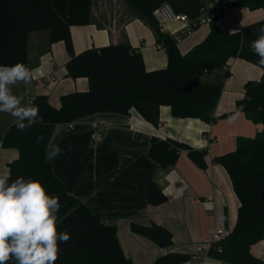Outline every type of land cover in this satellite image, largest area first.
Returning a JSON list of instances; mask_svg holds the SVG:
<instances>
[{
  "label": "trees",
  "instance_id": "trees-1",
  "mask_svg": "<svg viewBox=\"0 0 264 264\" xmlns=\"http://www.w3.org/2000/svg\"><path fill=\"white\" fill-rule=\"evenodd\" d=\"M128 2L140 19L156 29L158 44L169 56L167 69L144 72L141 54L128 42L76 53L72 29L90 23L92 0H0V65L11 66L18 62L26 65L29 34L51 29V42L64 41L66 44L70 56L67 76L85 77L89 84L86 91L62 95L58 108L51 105L47 95L35 96L33 104L39 107L42 120L24 132L13 124L3 139L5 148L19 151V158L9 165L11 179L39 180L49 195L59 197L57 230L68 232L70 239L59 244L56 264H133L122 249L116 227L103 223L88 206L71 195L55 175L47 154L58 125L99 112L128 114L136 110L158 126L161 105H170L177 117L198 115L212 119L224 80L207 84L199 76L226 68L225 78L230 77L229 63L234 58H243L259 66V57L251 50L250 43L257 39V30L264 27V18L243 26L240 32L231 33L219 27L220 15L211 23L207 37L182 55L175 38L162 32L154 10L168 2L177 13L194 19L206 0ZM233 5L264 9V0H234ZM259 67L263 71L262 79L245 84V95L237 101L236 110L242 107L248 119L263 125L262 132L236 150L213 158L228 170L240 201L234 230L214 242L208 253L222 264H264L251 253L252 246L264 239V67ZM183 151L199 168L208 167L207 150H198L171 138H153L149 156L165 171L177 164ZM148 200L151 205L158 206L166 203L168 196L152 182ZM131 230L161 248L174 243L173 233L162 225L132 223ZM192 258L189 253L170 252L154 264H184Z\"/></svg>",
  "mask_w": 264,
  "mask_h": 264
},
{
  "label": "crops",
  "instance_id": "crops-1",
  "mask_svg": "<svg viewBox=\"0 0 264 264\" xmlns=\"http://www.w3.org/2000/svg\"><path fill=\"white\" fill-rule=\"evenodd\" d=\"M210 1L230 4L234 0H206V4ZM230 17L235 21L227 19ZM263 18L262 8L251 10L247 6L233 5L217 23L221 29L236 33L243 26ZM158 20L162 32L173 37L182 28V24ZM206 25L205 31L202 26ZM195 30L182 35L178 42L182 55L207 37L211 24ZM51 33V29H43L29 34L26 66L32 70L33 77L28 85L12 86L13 94L23 96L25 105L29 90L34 98L47 95L51 105L58 108L62 95L88 89L87 78L67 76L70 56L66 44L64 41L51 42ZM72 35L76 53L128 42L141 54L144 72H156L169 66L168 53L158 44L156 29L138 17L128 0H92L90 23L74 27ZM252 65L255 64L243 58L230 61L232 76L238 68H243V73L237 85L229 86L230 78L226 80L212 119L198 115L177 117L170 105H161L158 126L136 110L128 114L99 112L58 125L49 147V152L60 150L59 155L49 159L55 175L67 191L88 206L103 223L116 227L122 249L133 264H154L170 252L192 254V260L184 264H222L207 255V249L217 239L218 229L224 230L223 237L234 230L240 201L228 170L213 158L236 150L244 141L254 140L263 130L262 124L253 122L245 114L232 123L227 119L234 114L237 101L244 97L245 84L260 81L253 74L256 71ZM215 70L204 73L199 79L207 84L222 81L217 77L209 79ZM262 76L263 71L261 79ZM13 124L10 114L0 112V173L10 171V163L19 158L17 149L3 146L4 135ZM156 137L171 138L192 148L207 150L208 167L199 168L183 151L177 164L164 171L149 156L152 139ZM152 182L168 196L166 203L158 206L149 203ZM132 223L166 227L174 235L173 245L159 247L152 240L132 232ZM200 247L205 251L199 253ZM251 253L264 261V239L252 246Z\"/></svg>",
  "mask_w": 264,
  "mask_h": 264
},
{
  "label": "clouds",
  "instance_id": "clouds-1",
  "mask_svg": "<svg viewBox=\"0 0 264 264\" xmlns=\"http://www.w3.org/2000/svg\"><path fill=\"white\" fill-rule=\"evenodd\" d=\"M257 31L259 35L250 48L259 57L258 65L264 67V27ZM32 77V70L23 63L0 65V112L10 114L21 132L42 120L37 105L23 104V96L12 92V86L28 85ZM241 115L242 107L228 116V122ZM59 154L57 148L48 152L47 158ZM60 207L59 197L49 195L39 180H13L10 171L0 173V264H56L59 244L70 239L68 232L57 230Z\"/></svg>",
  "mask_w": 264,
  "mask_h": 264
},
{
  "label": "built area",
  "instance_id": "built-area-1",
  "mask_svg": "<svg viewBox=\"0 0 264 264\" xmlns=\"http://www.w3.org/2000/svg\"><path fill=\"white\" fill-rule=\"evenodd\" d=\"M233 6V3L230 4H220L217 1H210L205 4L200 9V14L198 17L191 19L185 13H177L174 8L168 2H165L158 6L154 10V14L161 19L164 23L167 24H182V28L176 33L174 36L175 40L179 42L181 40L182 35L191 34L196 28L200 27L201 25L211 24L217 17L223 15L230 7ZM160 47H162L160 45ZM53 67V66H52ZM51 80H54V77H51ZM33 94L31 90L28 91V103L31 102L33 104ZM160 125V124H159ZM100 140L101 137L97 136ZM225 235L223 229H218L215 236L216 242L218 239L222 238ZM214 243H212L213 245ZM212 245L207 249V255H209V251L212 248ZM205 248H198V252H204ZM221 251V249H219Z\"/></svg>",
  "mask_w": 264,
  "mask_h": 264
},
{
  "label": "rangeland",
  "instance_id": "rangeland-1",
  "mask_svg": "<svg viewBox=\"0 0 264 264\" xmlns=\"http://www.w3.org/2000/svg\"><path fill=\"white\" fill-rule=\"evenodd\" d=\"M227 19H231V20L235 21V19H233L231 17L227 18ZM202 27L206 31L208 26L206 25V26H202ZM179 45L181 46L182 44H179ZM177 47H178V43H177ZM251 67H252V69H254V71H256V72L253 73L256 76V78H259L258 80H261V73H262L261 69L258 66H256V65H252ZM234 72H235L234 76H232V74H231L230 77L225 78L226 68L225 69L224 68H217L214 72H212L211 76H209V79H211V80L213 79L214 80L217 77V78H221L222 80H224V83H226L227 82L226 80L230 78V80H229L230 82H229L228 85L229 86L237 85V83L239 82L238 78L243 73V68H238V71L235 70ZM227 94H228V92H227ZM245 143H246V141H244L241 144L243 145Z\"/></svg>",
  "mask_w": 264,
  "mask_h": 264
},
{
  "label": "water",
  "instance_id": "water-1",
  "mask_svg": "<svg viewBox=\"0 0 264 264\" xmlns=\"http://www.w3.org/2000/svg\"><path fill=\"white\" fill-rule=\"evenodd\" d=\"M162 174H164V173L162 172Z\"/></svg>",
  "mask_w": 264,
  "mask_h": 264
}]
</instances>
